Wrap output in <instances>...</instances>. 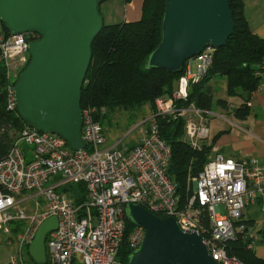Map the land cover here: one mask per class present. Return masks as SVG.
Listing matches in <instances>:
<instances>
[{
  "label": "built area",
  "instance_id": "1",
  "mask_svg": "<svg viewBox=\"0 0 264 264\" xmlns=\"http://www.w3.org/2000/svg\"><path fill=\"white\" fill-rule=\"evenodd\" d=\"M39 37L34 31L5 35L0 21L7 111L17 112L14 84L19 74H13L14 64L29 54V42ZM214 50L206 46L185 61L182 76L187 95L181 93L178 80L172 93L156 97L155 113L131 147L106 143L100 122L108 112L104 105L81 108L85 147L80 150H72L57 134L23 125L0 158V232L12 233L18 243L5 264H26L23 250H28L39 224L52 215L57 217V227L45 238L47 264H122L118 258L122 242L133 251L144 234L140 225L127 231L123 211L127 202L159 216L171 215L181 230L200 233L218 264H246L228 253L226 243L240 239L253 250L255 232L244 211L252 204L264 211V166L254 157L216 153L196 175H189L182 194L168 173L171 149L157 121L158 115L182 119V139L194 149L202 147L213 113L193 103L178 105V101L186 100L191 86L206 75ZM263 68L260 65L254 72L259 82L250 96L264 87ZM246 103L250 105V100ZM228 108L234 111L236 105ZM77 183L85 186L81 201L64 190ZM37 195L44 200L42 208L37 200L34 206L29 203Z\"/></svg>",
  "mask_w": 264,
  "mask_h": 264
},
{
  "label": "water",
  "instance_id": "2",
  "mask_svg": "<svg viewBox=\"0 0 264 264\" xmlns=\"http://www.w3.org/2000/svg\"><path fill=\"white\" fill-rule=\"evenodd\" d=\"M104 0H0V21L10 34L34 31L29 60L14 84L17 113L30 127L62 137L72 150L82 139L81 89L91 62V43L104 26ZM228 0H165L161 39L145 66L180 72L187 59L206 46L222 47L233 33ZM1 54V50H0ZM187 82L179 79L185 96ZM124 216L143 227L137 249L126 264H218L197 231H183L171 215L159 216L134 202ZM57 217L45 218L28 246L30 258L46 262L45 238Z\"/></svg>",
  "mask_w": 264,
  "mask_h": 264
},
{
  "label": "trees",
  "instance_id": "3",
  "mask_svg": "<svg viewBox=\"0 0 264 264\" xmlns=\"http://www.w3.org/2000/svg\"><path fill=\"white\" fill-rule=\"evenodd\" d=\"M228 2L234 23L233 33L222 47L214 50L206 75L191 86L187 99L179 100L178 105L193 103L199 109L210 110L213 91L207 81L218 75L225 77L229 96L238 95L243 99L233 113L244 118L249 111L246 102L259 82L254 72L260 69V65L264 66V38L250 30L243 14V1ZM164 6L165 0H143L138 20L104 24L91 43L92 58L81 89V108L87 104L104 105L107 110L116 105L140 107L146 102L154 104L156 97L172 93L184 67L180 72H170L145 66L149 53L161 39ZM2 31L5 35L9 33L3 24ZM5 83L4 67L0 63V158L7 153L16 133L25 124L17 112L6 109ZM216 103L224 107L227 100L218 98ZM157 121L160 135L171 149L168 173L176 183L177 191L183 194L189 175H196L206 162L210 146L203 144L200 149H194L186 143L182 139V119L158 115ZM64 190L70 192L76 201L84 198L83 183L68 184ZM125 223L127 231L135 226L127 218ZM247 223L252 226L253 221L247 220ZM226 246L230 255H236L246 264H264V258L258 257L240 239L228 241ZM130 252L126 241L122 242L118 252L122 264H126Z\"/></svg>",
  "mask_w": 264,
  "mask_h": 264
},
{
  "label": "crops",
  "instance_id": "4",
  "mask_svg": "<svg viewBox=\"0 0 264 264\" xmlns=\"http://www.w3.org/2000/svg\"><path fill=\"white\" fill-rule=\"evenodd\" d=\"M243 14L250 30L264 38V0H242ZM143 0H104L99 9L105 24L135 21L141 17ZM261 80H264V75ZM221 82V85H219ZM207 84L213 91V99H226L227 105L211 107L209 116V136L204 144L210 146L207 159L216 153L235 158L254 157L264 166V87L256 90L250 100L249 111L244 118H238L229 105H239L243 99L229 96L226 92V79L223 76L211 77ZM257 86V85H256ZM252 92V91H251ZM245 218L252 220L253 251L264 258V211L259 204L246 207Z\"/></svg>",
  "mask_w": 264,
  "mask_h": 264
},
{
  "label": "rangeland",
  "instance_id": "5",
  "mask_svg": "<svg viewBox=\"0 0 264 264\" xmlns=\"http://www.w3.org/2000/svg\"><path fill=\"white\" fill-rule=\"evenodd\" d=\"M28 60L29 54H26V57L18 59L14 64L16 67L13 69V74H19ZM215 76L218 77V75ZM219 85H221V82H219ZM216 100L217 99H213L212 108L217 106ZM212 112L213 111H211V113ZM154 113V104L149 102H146L140 107H129L127 105L114 106L112 109L108 110L104 117L100 118L106 137V143L113 144L117 142L118 146L121 148L135 145L140 138V132L144 127L145 121ZM62 188L63 186L59 187L58 190ZM35 200L39 202L40 208L44 206V200L41 195L32 198L29 202L30 205L34 206ZM40 208H38V210H40ZM11 227H14V224H11ZM17 247L18 243L15 239V235L12 233L7 234L0 232V264H5L9 260L10 255L14 254L17 250ZM23 255L26 264H34L28 254L27 248L23 250Z\"/></svg>",
  "mask_w": 264,
  "mask_h": 264
}]
</instances>
